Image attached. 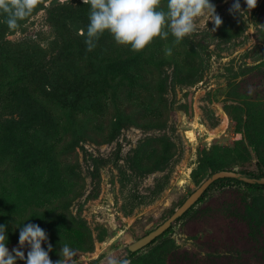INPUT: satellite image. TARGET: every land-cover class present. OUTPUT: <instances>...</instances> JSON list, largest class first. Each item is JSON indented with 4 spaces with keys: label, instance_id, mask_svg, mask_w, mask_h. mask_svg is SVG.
Returning a JSON list of instances; mask_svg holds the SVG:
<instances>
[{
    "label": "rangeland",
    "instance_id": "374dc122",
    "mask_svg": "<svg viewBox=\"0 0 264 264\" xmlns=\"http://www.w3.org/2000/svg\"><path fill=\"white\" fill-rule=\"evenodd\" d=\"M211 2L223 21L215 32L198 20L181 42L169 32L138 52L108 32L88 51L83 0H37L16 28L0 9V224L10 252L19 227L34 223L54 264L64 243L76 264H124L127 247L211 174H258L264 0L242 16L230 14L234 0ZM126 262L264 264V188L215 182Z\"/></svg>",
    "mask_w": 264,
    "mask_h": 264
},
{
    "label": "clouds",
    "instance_id": "9594fccd",
    "mask_svg": "<svg viewBox=\"0 0 264 264\" xmlns=\"http://www.w3.org/2000/svg\"><path fill=\"white\" fill-rule=\"evenodd\" d=\"M90 6L89 23L86 30L85 45L92 51L100 36L105 32L112 35L119 45L130 46V50L138 52L148 46L154 38H167L169 32L175 42L193 33L197 21L201 20L207 27L212 22L216 28L223 23L211 0H167V6L161 8V0H83ZM258 0H243L247 6L241 8V0H234L229 9L230 14L247 13L257 6ZM37 0H0V9L7 14L6 23L9 28H16L18 21L29 16L36 6ZM264 27V25H260ZM168 30L165 31L164 29ZM208 28V27H207ZM18 248L10 252L8 248L7 225L0 224V264H54L49 253L52 245L48 243V235L38 224L23 223L20 227ZM47 244V249L42 247ZM30 249L25 252V246ZM77 251L69 244H60L59 260L55 264H76ZM124 264H127L125 261Z\"/></svg>",
    "mask_w": 264,
    "mask_h": 264
},
{
    "label": "water",
    "instance_id": "95a60500",
    "mask_svg": "<svg viewBox=\"0 0 264 264\" xmlns=\"http://www.w3.org/2000/svg\"><path fill=\"white\" fill-rule=\"evenodd\" d=\"M219 179H235L237 181H241L251 185H264V177L257 178L241 172L222 170L211 174L210 177L186 199V201L169 219H167L162 225L151 231L143 238L128 246L126 250V256L123 261L128 260L134 253L145 248L162 234H164L167 230H169L177 220H179L189 209H191L198 202V200L207 191V189Z\"/></svg>",
    "mask_w": 264,
    "mask_h": 264
},
{
    "label": "trees",
    "instance_id": "16d2710c",
    "mask_svg": "<svg viewBox=\"0 0 264 264\" xmlns=\"http://www.w3.org/2000/svg\"><path fill=\"white\" fill-rule=\"evenodd\" d=\"M37 154L36 153H34V154H32V158H34L35 156H36ZM255 166H256V169H257V172H258V174H252V173H246V172H244V171H239V172H241V173H244V174H248V175H251V176H253V177H264V164H263V161H261L260 159H258V161L256 162V164H255ZM28 170H32V167H30V168H28ZM218 182H226V183H235V184H238V185H244V186H247V187H258V188H264V185H251V184H247V183H244V182H241V181H237V180H235V179H219V180H217ZM217 181H215V182H217ZM214 182V183H215ZM213 183V184H214ZM210 189V187L207 189V191L202 195V197L198 200V202H200V201H202L204 198H205V196H206V194H207V192H208V190ZM197 202V203H198ZM196 203V204H197ZM195 204V205H196ZM194 205V206H195ZM193 208V207H192ZM190 210V209H189ZM188 212V211H187ZM187 212H186V214H187ZM186 214H184L179 220H177V221H180ZM168 231V230H167ZM166 231V232H167ZM166 232L164 233V234H166ZM164 234H162L160 237H158L156 240H154L151 244H153V243H155L159 238H161ZM136 253H134L133 254V256L135 255Z\"/></svg>",
    "mask_w": 264,
    "mask_h": 264
},
{
    "label": "bare ground",
    "instance_id": "6f19581e",
    "mask_svg": "<svg viewBox=\"0 0 264 264\" xmlns=\"http://www.w3.org/2000/svg\"><path fill=\"white\" fill-rule=\"evenodd\" d=\"M188 134V136L191 138V139H193V134L191 133V132H189V133H187Z\"/></svg>",
    "mask_w": 264,
    "mask_h": 264
}]
</instances>
